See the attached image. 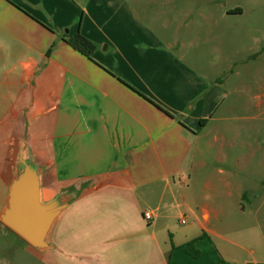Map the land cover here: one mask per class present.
<instances>
[{
    "label": "crops",
    "instance_id": "obj_1",
    "mask_svg": "<svg viewBox=\"0 0 264 264\" xmlns=\"http://www.w3.org/2000/svg\"><path fill=\"white\" fill-rule=\"evenodd\" d=\"M79 30L96 43L91 58L66 42ZM262 36L264 12L240 0H0V213L23 144L42 167L43 201L71 196L50 248L0 221V255L22 247L40 264H222L212 243L225 239L211 222L220 211L203 203L197 216L185 174L200 134L231 118L225 84L264 69V46L236 58L233 38ZM196 239L194 258L186 247Z\"/></svg>",
    "mask_w": 264,
    "mask_h": 264
},
{
    "label": "rangeland",
    "instance_id": "obj_2",
    "mask_svg": "<svg viewBox=\"0 0 264 264\" xmlns=\"http://www.w3.org/2000/svg\"><path fill=\"white\" fill-rule=\"evenodd\" d=\"M240 3L252 13L264 12V4L259 8L248 4V0ZM232 41L236 58L264 46V36L235 37ZM236 78L225 84L228 95L222 106V110H230L231 118L213 123L200 134L184 186L187 202L197 216L203 203L220 211L219 218L211 222L225 240L213 236L212 245L226 263L264 264V205L256 211L264 200V69L251 70L244 86ZM238 160H248L247 165L239 168ZM210 181L217 189L216 196L205 187ZM243 191L251 196L238 195ZM230 192L232 197L228 196ZM186 212L187 208L182 207L180 214ZM2 242L0 250L4 249ZM21 248L0 255V264H40L35 251Z\"/></svg>",
    "mask_w": 264,
    "mask_h": 264
},
{
    "label": "water",
    "instance_id": "obj_3",
    "mask_svg": "<svg viewBox=\"0 0 264 264\" xmlns=\"http://www.w3.org/2000/svg\"><path fill=\"white\" fill-rule=\"evenodd\" d=\"M14 166L0 221L37 250H47L51 247V229L71 196L61 192L54 199L43 201L42 167L26 144L16 155Z\"/></svg>",
    "mask_w": 264,
    "mask_h": 264
},
{
    "label": "trees",
    "instance_id": "obj_4",
    "mask_svg": "<svg viewBox=\"0 0 264 264\" xmlns=\"http://www.w3.org/2000/svg\"><path fill=\"white\" fill-rule=\"evenodd\" d=\"M66 42L72 46L75 50L79 51L80 53L84 54L88 58H91L93 52L96 49V43L84 36L80 30L72 37L66 40ZM208 120L202 119L200 120V127H203L206 125ZM6 230H8L10 233L14 234L18 238H20L21 241L27 243L24 239H22L20 236H18L15 232H13L11 229H9L7 226H4ZM196 240H192L187 244L186 252L194 257L197 258L200 255V252L198 249H196ZM222 264H228L225 261Z\"/></svg>",
    "mask_w": 264,
    "mask_h": 264
},
{
    "label": "built area",
    "instance_id": "obj_5",
    "mask_svg": "<svg viewBox=\"0 0 264 264\" xmlns=\"http://www.w3.org/2000/svg\"><path fill=\"white\" fill-rule=\"evenodd\" d=\"M144 217L146 218V219H151L152 218V213L151 212H145V214H144Z\"/></svg>",
    "mask_w": 264,
    "mask_h": 264
}]
</instances>
